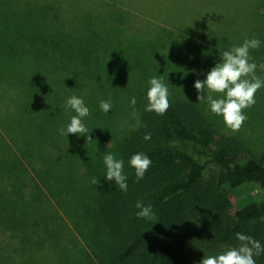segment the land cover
<instances>
[{"label":"trees","instance_id":"obj_1","mask_svg":"<svg viewBox=\"0 0 264 264\" xmlns=\"http://www.w3.org/2000/svg\"><path fill=\"white\" fill-rule=\"evenodd\" d=\"M8 2L0 1V126L10 140L3 138L1 133L0 137L10 158V177L5 186L6 196L0 194V231L8 234L9 227L15 236L8 234L6 248L10 243L14 244L18 254L24 241L37 242L40 258L46 255L43 250L46 241H53L55 252L57 247L55 254L59 255V260H64L63 264L94 263L76 239L64 234L65 227L58 216H55L57 223L53 225V233L43 231L31 238L32 233L28 230L44 226L47 219L54 217L51 209L42 205L50 194L61 207L73 206V222L81 237L84 236L91 245L93 256L101 260L102 255V264H195L200 254L214 256L223 248L238 247V232L264 246V164L250 159V152L242 140L224 136L213 128L193 102L169 99L171 107L166 114L157 115L145 111L147 89L136 101L137 126L127 130L117 145L115 140L113 146H104L106 134H114L116 138V130H113L112 114L111 120L102 122L107 113L101 110L100 102L109 98L116 102V68L120 59H127L137 48L145 50V42L133 38L122 43L125 32L119 22L124 24L125 15L116 11V0L101 1L109 8L106 11L85 6L84 0H68L70 17L66 19L63 3L58 0ZM82 10H85L82 16H72ZM91 14L99 20L98 27L90 26L85 30V44H79L75 48L78 52L67 60L64 41L68 31L76 30L72 25L83 17L84 20L90 18ZM106 15L111 21L101 24ZM92 21L95 20L88 23ZM164 34L157 36L158 42L164 41ZM186 44L191 50L192 43ZM184 48L180 54L185 53ZM127 49L130 52H126ZM170 49L171 44H168L167 51ZM170 57L166 53L164 60L168 61ZM64 60L72 67L67 74L72 96L86 93L83 100L90 116L83 118V122L92 139L69 134L63 141V157L58 160L53 153L57 151L61 155L62 148H57L52 141L53 135L47 125L35 123L30 112L33 99L47 98L52 102L54 89L42 85L36 88L35 84L47 81L52 73L50 65L61 68L59 63ZM135 67L142 71L152 69L139 63ZM151 74L155 75L153 71ZM93 79L98 81L96 86ZM59 86V83L55 85ZM16 101L20 106L15 111L24 120L20 128L9 120ZM49 116L50 112L45 113L44 119ZM18 129L29 133L30 146L25 149L27 143L17 137ZM148 133L151 138L145 140ZM43 136H48L49 140L43 142ZM35 143L38 146L45 143L43 147L50 154L46 156L66 161L68 175L62 178V174L56 175L50 162L46 164L33 150ZM185 143L206 150L211 158L209 163L217 167L216 172L208 176V164L201 163L179 146ZM55 148L57 150H53ZM107 153L123 159L127 192L121 191L114 181L105 179L107 169L103 157ZM136 153H144L152 160L151 167L139 182L135 169L129 164ZM93 177L99 181L98 185L91 183ZM254 185L262 192L257 195L247 193L235 208L234 196ZM137 202L151 204L154 218L137 217L136 213L141 210L136 207ZM20 233L21 241L13 242ZM63 234L72 250L66 247L67 244L63 252L59 248V244H64L61 242ZM59 236L60 241L54 239ZM1 252L3 249L0 255ZM22 257V264L37 263L33 253L22 254ZM254 259L256 264H264V253Z\"/></svg>","mask_w":264,"mask_h":264},{"label":"rangeland","instance_id":"obj_2","mask_svg":"<svg viewBox=\"0 0 264 264\" xmlns=\"http://www.w3.org/2000/svg\"><path fill=\"white\" fill-rule=\"evenodd\" d=\"M0 1L4 4H9L8 0ZM58 1L63 3L64 19L69 18L68 0ZM101 1L107 0H84V4L85 6L97 7L104 11L107 9L109 10L105 5L106 3L102 4ZM155 1L156 3L154 0H116V11L125 15L122 20L124 24L119 22L125 32V35H122V43L125 39L129 40L133 38L138 42H145V45L143 44L145 50L142 51L137 48L134 53L131 52L132 54L127 56V59H120V62L119 60L116 62V64L119 62L116 68V80H118V82H116V102L109 98L112 105L115 107L109 110L102 121L107 122L111 120L110 115L112 114L111 121L115 124L113 130H116V138L114 134L107 133L104 139V146L107 148L113 146L115 140L117 145L127 130L137 126L139 116L135 112V107L131 105V99L135 97L137 101L139 94H142V92L150 88V84L148 83L150 78L161 77L171 93L169 99H183L193 102L200 108L213 128L224 136L236 137L242 140L250 152V159L264 164V88L259 89L255 94L256 104L252 108L244 110L248 119L242 126V130L236 133H232L225 126L222 116L211 113L207 104V91L205 92V100L198 101V93L194 88L195 81L197 79H206L207 73L221 61V56L224 51H228L235 46H241L245 40H251L253 38L259 39L261 45L258 49L250 50L251 62H255L257 65L256 75L264 79V67H261L264 65V0ZM84 12L85 10H82L79 13H75L74 15H72V13L71 15L80 17ZM94 16L95 15L91 14V17L86 20H84L85 17L79 19L78 22L72 25V27H76V30L68 31L66 40L64 41L67 60L78 52L75 51V48H77L79 44H85V30L90 26L94 28L98 27L99 20L96 21L97 19H95ZM93 19L95 21L88 23V21ZM83 20L84 22H82ZM110 21V17L106 15L105 18L101 19L100 23L105 24ZM112 29L116 32L114 27H112ZM163 29H166V31L162 32ZM161 33H165L166 35H163V42H158L156 38ZM187 41L192 43L191 50L189 47H186L188 46L186 44L188 43ZM168 44H171L170 51H167ZM184 44H186V48L183 47ZM183 48L185 53L180 54ZM118 51H116V54ZM126 52L130 51L127 49ZM166 53H169L171 56L168 61L164 60ZM67 60L59 63L61 68H59V66L55 67V65H50L52 73L48 76L47 81L41 80L40 83L35 84L36 88H40L42 85L46 86L47 89H54V98L52 102L47 98H45L46 100L33 99V109L30 112L35 123L43 122V124L47 125L50 135H53L52 141L57 145V148L59 146L62 148L61 155H58L57 151L53 153L58 160L63 157V141L67 137L66 135H61L59 129L64 128L66 130L73 116L72 114H74L73 110L65 108L67 99L72 96L69 84L70 79H68L70 77L67 75L69 71H72V67L68 64ZM136 63H139V65L144 68L152 67V69L142 71L135 67ZM80 70L82 69H78V71ZM152 71L155 75L151 74ZM186 72L187 75H185ZM138 76L139 79L137 80ZM92 81L96 86L98 81L94 79ZM58 83L61 86L55 87ZM128 88H131L133 92L130 93ZM77 96L84 99L86 93L80 92L77 93ZM213 96L214 98H222L221 94L214 93ZM19 106V102L16 101L14 106L11 107L13 116L9 117L10 122L17 128L22 127L24 124L22 116L15 111ZM114 109L116 111H114ZM49 112V118H47V120L44 119L45 113L48 115ZM111 121L109 123H111ZM0 133L3 138L9 139V136L4 132L1 126ZM17 137L22 139L25 144L27 143L23 149L30 146L29 133L26 131L24 132L22 129H18ZM42 139L43 142L45 140L48 141L49 137L43 136ZM2 144L3 142L0 137V194L5 197L7 194L5 186L10 177L8 171L10 158L7 150ZM43 146H45V143H41L39 146L35 143L32 147L33 150L36 151L38 157L46 161V164L50 162L49 165L56 175L61 176L62 174L61 178L63 175H68L65 172L68 163L66 161H57L53 159V157L46 156V154H50L46 152L48 150H45ZM179 146L190 152L201 163L208 164V176L216 172L217 167L215 164L209 163L211 158L206 150L191 143L179 144ZM53 150L57 149L55 148ZM51 162L53 163V167L51 166ZM36 180L39 181L38 178H36ZM261 192L259 186H252L250 190L234 196V207L238 208V205L242 202L247 193L257 195ZM42 203L44 208L51 209L50 212L54 213V217L52 219H47L44 226H38L32 228V230H28L29 234L32 233L31 238L41 235L43 231H50V234L53 233V225L57 223L55 216H58L60 219L59 222L61 221L62 223H60L63 225V228L65 227L64 234H69L76 239L83 252H89L93 259V264H102V255H100L101 260L99 257H94L92 254L93 250L90 247L91 245L88 244L84 236L81 237L79 234L73 222V206L71 205V208L67 206L66 208L61 207L51 194L47 195ZM8 230L10 232H8L9 235L12 234L15 236L11 228L8 227ZM8 234L4 231H0V250L3 249L0 255V264H22V254L27 255L29 253H33L36 256V264H63L62 262H64V260H59V255L57 254L56 256L55 254L57 252V247L55 252L53 241H46L45 249H43L46 250V255L45 257L39 258L41 250L37 242L31 244L24 241L19 247L20 251L18 254L15 252L14 247L16 246L14 244L10 243L8 248H6L8 244ZM64 234L63 237L61 236V242L63 241L64 244L61 245L56 243L57 245L59 244L58 246L62 252L66 244V247L72 248L70 243L66 242ZM20 236L21 233L13 239V242L21 241ZM54 239L60 241V236L57 238L54 237ZM9 249H12V252H10ZM230 249L231 248H223L216 255L223 254ZM205 256L210 255L200 254V259L196 261L195 264H200ZM70 259H72V257L69 254V260Z\"/></svg>","mask_w":264,"mask_h":264},{"label":"clouds","instance_id":"obj_3","mask_svg":"<svg viewBox=\"0 0 264 264\" xmlns=\"http://www.w3.org/2000/svg\"><path fill=\"white\" fill-rule=\"evenodd\" d=\"M260 45L261 41L253 38L245 40L241 46L224 51L221 61L207 73L206 79H197L194 83V88L198 93L197 100L204 101L207 91V104L211 113L222 116L225 126L232 133L242 130V126L248 119L244 110L250 109L256 104L255 94L259 89L264 88V79L256 75L257 65L255 62H251L250 56V50L258 49ZM148 83L150 88L147 92L148 104L145 111L165 115L171 107L169 101L171 93L167 85L161 77H152ZM214 93L221 94L222 98H214ZM131 105L135 107V97L131 99ZM112 107L110 99L100 102V108L105 113H108ZM65 108H70L76 115L72 116L66 130L59 129L60 134L66 136L76 134L87 137V140L92 139L88 136L89 129L83 122V118L90 116V110L85 105L83 98L71 96L67 99ZM150 138V133L144 136L145 140ZM103 161L107 169L105 179L114 181L121 191L127 192V176L124 174L123 159H117L114 154L107 153L104 155ZM129 164L135 169L136 181L139 182L151 167L152 160L144 153H136L130 158ZM91 183L98 185L99 181L93 177ZM136 207L141 209L136 213L137 217L154 218L155 213L152 211L151 204L144 205L142 202H137ZM236 238L240 242L238 247L216 256H205L200 264H256L254 257L264 253V246L252 237L239 232L236 233Z\"/></svg>","mask_w":264,"mask_h":264}]
</instances>
